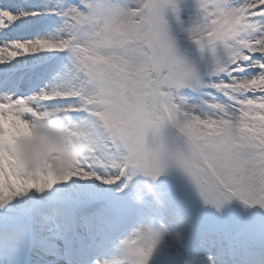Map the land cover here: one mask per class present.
<instances>
[{"label":"snow or ice","instance_id":"1","mask_svg":"<svg viewBox=\"0 0 264 264\" xmlns=\"http://www.w3.org/2000/svg\"><path fill=\"white\" fill-rule=\"evenodd\" d=\"M27 2L0 0V248L21 239L38 195L57 185L99 182L133 199L169 167L205 204L236 198L264 209V0H195L199 14L182 31L199 61L171 33L165 11L180 23L176 0ZM38 59L58 61L43 86ZM65 114L89 154L71 172L30 180L17 141ZM27 193L32 204L13 205ZM152 213L104 264H149L172 234L166 209Z\"/></svg>","mask_w":264,"mask_h":264},{"label":"rangeland","instance_id":"2","mask_svg":"<svg viewBox=\"0 0 264 264\" xmlns=\"http://www.w3.org/2000/svg\"><path fill=\"white\" fill-rule=\"evenodd\" d=\"M39 2L40 0L28 1L26 6L31 7ZM176 6L179 9L180 23L173 18L170 9L165 11L171 33L176 38L180 50L187 52L190 59L199 61V53L182 31V28L187 27L199 14L195 0H176ZM41 20H44V24L48 22L46 19ZM41 20L35 21L34 24ZM57 62L56 59L37 60L36 66L42 65L48 69L46 71H52L45 78V84L50 80ZM35 74L38 80L42 77L40 72ZM153 189L162 194L167 206L165 222L171 226L175 213L179 210L185 218V223L179 237L174 233L163 237L152 253L149 264H264V209L259 206H246L236 198L226 201L220 208L205 204L184 174L175 167H169L156 180ZM141 191L148 202L145 205L135 203L131 192H118L115 186H106L99 182L76 181L55 186L42 196L38 195L42 201L38 205L39 212L30 218L21 239L13 242L7 250L0 248V264H24L26 251L30 246L44 251L43 258L38 255L39 258L45 262H53V253L57 254L55 245L62 244V241L59 237L54 239V236L48 238L47 235L51 232H58L59 235L74 232L76 226L73 224L78 220L77 215L81 207L86 209L87 213L80 214L79 217H88V213L92 212H102L105 217L99 215L100 222L108 225L110 217L113 221L115 219V223L121 222L119 242L114 248V244H111L112 255L105 257L98 254L90 263L104 264V261L119 256L120 241L130 235L140 222L152 216L151 197L145 190ZM21 201L25 205L32 204L33 194H25L13 201V205L19 207ZM82 220L87 222L88 218L81 217L80 221ZM94 222L99 224V221ZM98 229L102 230V226ZM108 247L105 246V250Z\"/></svg>","mask_w":264,"mask_h":264},{"label":"clouds","instance_id":"3","mask_svg":"<svg viewBox=\"0 0 264 264\" xmlns=\"http://www.w3.org/2000/svg\"><path fill=\"white\" fill-rule=\"evenodd\" d=\"M70 124L66 114L63 118L46 119L37 122L31 134L17 141L16 163L30 180L45 183L58 175L71 172L79 167L82 160L89 154L91 149L89 143L69 136ZM155 182L144 178L141 186L134 190L133 200L137 204L146 202L145 195L141 191L143 189L151 197V205L157 210H164L167 206L162 194L154 191ZM184 223L185 218L177 210L175 220L171 225V231L177 237Z\"/></svg>","mask_w":264,"mask_h":264},{"label":"bare ground","instance_id":"4","mask_svg":"<svg viewBox=\"0 0 264 264\" xmlns=\"http://www.w3.org/2000/svg\"><path fill=\"white\" fill-rule=\"evenodd\" d=\"M28 1L31 2L32 0H28ZM43 22H44V20L36 22L33 25V27L35 29H39L42 27L41 25ZM35 69H37V68H34L33 71H35ZM102 216L105 217V214H102ZM90 218H92V217H90ZM97 221H99V224L96 223V225H94L93 220H89L87 222H86V220L77 221L79 224V227H78L77 233H75V237H73L72 239L69 238L68 240H65V242L63 244L56 243L55 249H56L58 254L56 255V259H53V262L51 260H50L51 262H45L41 258V257H43L42 252H44V251L43 250L39 251L38 249L33 248L32 253L29 255V258H30L29 264H66L68 261H71V264H85L84 262L89 260V256L86 257V255H84L85 251L93 250L94 253H97V252L102 253L103 252L102 250L99 251V247L95 248V249H91L92 245L97 246L96 240L98 241V240L103 239V241H102L103 243L109 244V241L111 239L110 237H113L114 235L116 236V234L114 233L115 228H112V225L116 226L117 223H115L111 219H109L110 224H108V225L104 224L103 222H100L101 219H97ZM87 223H88V225H86ZM100 225L102 226V230L98 229L100 227ZM83 232L85 233V235H82ZM52 236H54V239H56L59 237V233L58 232H55V233L51 232L49 235H47L48 238H50ZM90 243L92 244L91 246H90ZM108 251H109V249H108ZM106 252H107V249H106ZM109 254H111V253H109ZM27 255H28V253H27ZM37 255H39L41 257L38 258ZM105 255H107V253Z\"/></svg>","mask_w":264,"mask_h":264}]
</instances>
